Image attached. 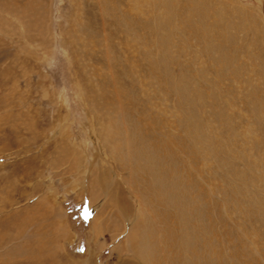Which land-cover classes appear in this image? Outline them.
<instances>
[{
  "label": "rangeland",
  "instance_id": "obj_1",
  "mask_svg": "<svg viewBox=\"0 0 264 264\" xmlns=\"http://www.w3.org/2000/svg\"><path fill=\"white\" fill-rule=\"evenodd\" d=\"M79 157L110 182L97 210ZM47 194L73 262L149 264L151 219L176 231L160 264H264V0H0V264L59 263ZM118 200L139 217L133 251Z\"/></svg>",
  "mask_w": 264,
  "mask_h": 264
},
{
  "label": "bare ground",
  "instance_id": "obj_2",
  "mask_svg": "<svg viewBox=\"0 0 264 264\" xmlns=\"http://www.w3.org/2000/svg\"><path fill=\"white\" fill-rule=\"evenodd\" d=\"M89 120L91 121V119H89ZM89 125H90V123H89ZM141 146H142V144H141ZM153 152H154L153 150L141 152V155L149 161L148 162L149 167L153 166V168L155 169V175L154 176H156V177H155V183L154 184H156L158 186V188L156 190H157L158 194L161 195L162 199L163 200L165 199L167 201V202L165 201L166 203L164 204L163 202H161V200H162L161 199L160 202L163 205L168 206L170 204L171 206L175 207V206H177V201H178V193H177L178 190H174V191L171 190L170 191V188H172V187L177 188L178 185L174 182L175 178H173V174H170V171L168 170L167 166L164 165L165 160L162 158L164 160L163 161V160L158 159L156 156H153ZM79 155H81V154H79ZM94 164L90 167L88 165V163H86V161H84V159L82 157H79L75 160V173H76V175H79L80 177H82V180L78 183L76 182L77 184L74 187L77 188L76 191L78 193V197L82 198V196L86 192H88L89 193L88 197H90V202H91L92 208L97 210L99 208V206L101 207L108 200H110V198H112L113 193L111 192V189H110V182L106 178L103 177L102 168L99 167L97 163H94ZM111 182H112V180H111ZM118 202L119 203L115 204V207L117 208L119 215H121L123 220L126 221V233H125V237H124L125 241H126V246H127L126 248H129V251L136 250L135 246H136L137 241H138V235H137V232H135V230L132 229L133 227H130V226H133L139 217H137L135 215L129 216V214H127V212L124 211L125 209L122 207L119 200H118ZM38 203L45 205L47 207V209L49 211H51V213L56 218L57 223H58V225L55 227L56 236H55L53 248H54L55 254L58 258H60V259L64 258L68 262L63 263L60 259H57L59 262L57 264H86L83 262L82 263L81 262H73V261H70L66 258V256H67V248H66L67 244L73 243L76 240V236L71 231L70 226L65 222V218H66L65 215L66 214L61 209L60 204L57 202V200L56 199L54 200L53 196H50L47 194V195L40 197L38 199ZM182 203L183 202H181L180 204H182ZM130 215H132V214H130ZM159 216L163 218V221H164V218L169 217V216H165L164 214L163 215L159 214ZM94 220H95V222H94V229L92 232V239L97 241L98 235H99V229H100V222L96 216L94 217ZM150 220L151 219H145V220H143V224H142V228H143L142 234H143V239H144V240H142V244H144V247L146 248V252H147L146 262L149 264H156V263L160 264L161 260H162V256H159V257L156 256L155 250L157 252H159L161 255L165 254V252H166L165 250L169 246V245L166 246L167 241L172 240V242L175 243L174 240H176V237H175L176 231H175L174 227L169 226V222L167 223V226H162L161 228H158L154 224H151L149 222ZM129 227H130V229H129ZM38 230H40V229H38ZM124 230H125V228H124ZM156 234H159L160 240L159 239L154 240ZM122 235H123V233H122ZM152 237H153V239H152ZM118 241H119V239H118ZM155 244L161 245V246L157 248Z\"/></svg>",
  "mask_w": 264,
  "mask_h": 264
}]
</instances>
